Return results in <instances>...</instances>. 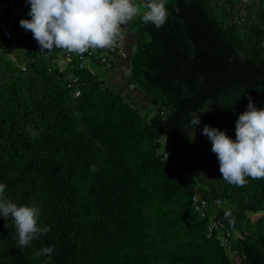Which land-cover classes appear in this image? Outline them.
Returning <instances> with one entry per match:
<instances>
[{
  "label": "trees",
  "instance_id": "trees-1",
  "mask_svg": "<svg viewBox=\"0 0 264 264\" xmlns=\"http://www.w3.org/2000/svg\"><path fill=\"white\" fill-rule=\"evenodd\" d=\"M166 7L159 29L139 17L124 25L133 36L125 88L110 82L114 63L105 81L97 62L67 67L78 78L68 86L53 63L60 49L36 55L9 24L0 183L11 202L37 205L50 231L21 248L13 220L0 217V264H264V178L227 183L202 134L206 124L235 139L247 97L264 107V0ZM183 155L186 170L175 163ZM211 222L222 227L209 236ZM49 246L51 256L33 259Z\"/></svg>",
  "mask_w": 264,
  "mask_h": 264
},
{
  "label": "clouds",
  "instance_id": "clouds-1",
  "mask_svg": "<svg viewBox=\"0 0 264 264\" xmlns=\"http://www.w3.org/2000/svg\"><path fill=\"white\" fill-rule=\"evenodd\" d=\"M26 3L30 5L31 19H20L19 24L31 32L40 53L60 49L91 55L116 47L125 35L124 25L137 17L157 29L168 17L167 0H26ZM247 99L246 110L235 121V139L216 127L205 124L202 128V134L211 141L222 178L240 187L247 185L248 178H264V107L257 108L251 96ZM191 124H200L199 117ZM29 131L34 138L38 136L36 131ZM6 187L0 183V217L13 220L18 246L23 248L50 229L40 226L41 209L37 205L18 206L11 202L5 197ZM53 252L54 247H44L33 259L51 256Z\"/></svg>",
  "mask_w": 264,
  "mask_h": 264
},
{
  "label": "built area",
  "instance_id": "built-area-1",
  "mask_svg": "<svg viewBox=\"0 0 264 264\" xmlns=\"http://www.w3.org/2000/svg\"><path fill=\"white\" fill-rule=\"evenodd\" d=\"M29 9L30 5L26 3V0H0V57L7 56L13 59L12 52L7 50L9 48L7 42L10 41L13 35L12 30L9 28V24L22 34H29L31 36L33 39L32 53L44 56L49 55L47 50H45L44 53H40L39 45L32 37L31 32L23 29L19 24L20 19H31V17L28 16ZM122 40L123 38L114 48L97 50L91 55L87 52L82 55H76V60H74L72 53H68L64 50H58L56 52V58L53 59V63L59 68V71L63 72H67L65 69L69 66H72L71 68L75 67L79 70H92V64L95 62H97V65L102 68L109 69L115 62L116 54L121 51ZM23 69L24 67H22V70ZM66 78L69 82L68 86H73L78 83V78L73 76L70 71L67 72ZM74 96H79L78 90L74 91ZM191 202L194 209L200 211L203 216L206 208V202L197 195L192 196ZM214 202L217 207L222 208V204L219 200L216 199ZM217 227L221 228L222 224L218 222L215 224L214 222L209 223L208 235L212 236L214 229ZM228 235V231H226V236Z\"/></svg>",
  "mask_w": 264,
  "mask_h": 264
},
{
  "label": "crops",
  "instance_id": "crops-1",
  "mask_svg": "<svg viewBox=\"0 0 264 264\" xmlns=\"http://www.w3.org/2000/svg\"><path fill=\"white\" fill-rule=\"evenodd\" d=\"M19 32V31H18ZM132 33L130 31L125 30V35L123 36V40H122V47H121V51L119 52V55L115 58V62H114V68L111 70V74L112 77L114 74H118L120 70H122V65L124 64L125 67L128 68L127 63H128V57H129V52L130 50H128L129 45L132 44ZM95 66V64H93V67ZM95 68H100L102 69L100 71V73L102 74V72H104V69L101 67H95ZM121 72V71H120ZM103 76V75H101Z\"/></svg>",
  "mask_w": 264,
  "mask_h": 264
},
{
  "label": "rangeland",
  "instance_id": "rangeland-1",
  "mask_svg": "<svg viewBox=\"0 0 264 264\" xmlns=\"http://www.w3.org/2000/svg\"><path fill=\"white\" fill-rule=\"evenodd\" d=\"M121 69H122V70H120L121 72L119 71L118 74L113 75L112 80H110V82L116 84L119 87L122 86L123 88H125L126 87L125 86V76L128 73V69L125 67L124 64L122 65ZM101 70L102 69H100V68H95V72H97L98 75H103V76H101L102 79H104L105 81L109 80L110 74L106 73L105 72L106 70H104V72H102V74H101L100 73ZM111 83L108 82V84H111ZM190 154L192 155L191 152H190ZM168 156H171V155H168ZM181 158H183V159H181L180 161L177 160L178 162H175V163L177 164V166L179 168L186 170V167L188 164L185 162L184 155L181 156ZM174 160L176 161V158H174ZM234 261H235L234 264H239L237 257L234 258Z\"/></svg>",
  "mask_w": 264,
  "mask_h": 264
},
{
  "label": "water",
  "instance_id": "water-1",
  "mask_svg": "<svg viewBox=\"0 0 264 264\" xmlns=\"http://www.w3.org/2000/svg\"><path fill=\"white\" fill-rule=\"evenodd\" d=\"M130 55H131V51L129 52V57H128V63H127V66H129V58H130ZM263 98H264V92H263Z\"/></svg>",
  "mask_w": 264,
  "mask_h": 264
}]
</instances>
